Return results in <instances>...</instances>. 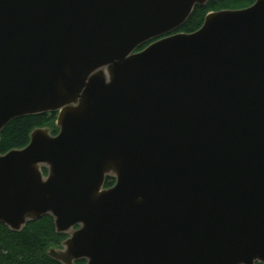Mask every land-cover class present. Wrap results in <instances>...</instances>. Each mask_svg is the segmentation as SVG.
Listing matches in <instances>:
<instances>
[{
    "label": "water",
    "instance_id": "water-1",
    "mask_svg": "<svg viewBox=\"0 0 264 264\" xmlns=\"http://www.w3.org/2000/svg\"><path fill=\"white\" fill-rule=\"evenodd\" d=\"M209 1L0 0V141L59 129L0 153V223L51 216L61 264H264V0L177 31Z\"/></svg>",
    "mask_w": 264,
    "mask_h": 264
},
{
    "label": "trees",
    "instance_id": "trees-1",
    "mask_svg": "<svg viewBox=\"0 0 264 264\" xmlns=\"http://www.w3.org/2000/svg\"><path fill=\"white\" fill-rule=\"evenodd\" d=\"M254 2L255 0H210L205 5H197L178 31L198 30L210 11L245 8ZM56 117L57 113H42L12 120L1 132L0 153L25 147L30 141L32 130L38 126H49L56 134ZM113 183L112 178H107L105 186L109 187ZM65 238L66 235L56 232L54 219L48 215L30 222L21 232H14L0 223V264H61L50 258L47 250L51 246L61 245ZM77 264H85V261H78Z\"/></svg>",
    "mask_w": 264,
    "mask_h": 264
},
{
    "label": "rangeland",
    "instance_id": "rangeland-1",
    "mask_svg": "<svg viewBox=\"0 0 264 264\" xmlns=\"http://www.w3.org/2000/svg\"><path fill=\"white\" fill-rule=\"evenodd\" d=\"M55 125H56V122H55ZM57 127V126H56ZM58 128V127H57ZM58 132H59V129H58ZM57 246H60V244L59 245H57Z\"/></svg>",
    "mask_w": 264,
    "mask_h": 264
},
{
    "label": "flooded vegetation",
    "instance_id": "flooded-vegetation-1",
    "mask_svg": "<svg viewBox=\"0 0 264 264\" xmlns=\"http://www.w3.org/2000/svg\"><path fill=\"white\" fill-rule=\"evenodd\" d=\"M178 31V30H177ZM113 181H114V183H115V179H113ZM114 183H113V185H114ZM112 186V185H111ZM110 187V186H109Z\"/></svg>",
    "mask_w": 264,
    "mask_h": 264
}]
</instances>
